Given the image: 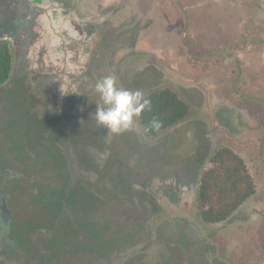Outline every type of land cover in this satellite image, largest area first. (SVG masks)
I'll return each mask as SVG.
<instances>
[{
    "label": "flooded vegetation",
    "instance_id": "obj_1",
    "mask_svg": "<svg viewBox=\"0 0 264 264\" xmlns=\"http://www.w3.org/2000/svg\"><path fill=\"white\" fill-rule=\"evenodd\" d=\"M105 76L188 113L111 133ZM240 123L264 128V0H0V264H264L261 172L226 219L201 215L212 155L255 139Z\"/></svg>",
    "mask_w": 264,
    "mask_h": 264
},
{
    "label": "trees",
    "instance_id": "obj_2",
    "mask_svg": "<svg viewBox=\"0 0 264 264\" xmlns=\"http://www.w3.org/2000/svg\"><path fill=\"white\" fill-rule=\"evenodd\" d=\"M151 100L139 120L148 133L157 134L188 113V107L170 90H156L145 95ZM162 121L159 131L150 129L153 119ZM211 164L202 172L199 200L201 215L206 221L226 219L256 190L254 179L244 158L229 146L218 149Z\"/></svg>",
    "mask_w": 264,
    "mask_h": 264
},
{
    "label": "clouds",
    "instance_id": "obj_3",
    "mask_svg": "<svg viewBox=\"0 0 264 264\" xmlns=\"http://www.w3.org/2000/svg\"><path fill=\"white\" fill-rule=\"evenodd\" d=\"M101 103L98 104L94 119L109 132L121 134L135 130L136 120L144 110H150L151 100L139 90L118 87L113 76H105L95 84ZM150 129L159 131L162 121L153 119Z\"/></svg>",
    "mask_w": 264,
    "mask_h": 264
},
{
    "label": "rangeland",
    "instance_id": "obj_4",
    "mask_svg": "<svg viewBox=\"0 0 264 264\" xmlns=\"http://www.w3.org/2000/svg\"><path fill=\"white\" fill-rule=\"evenodd\" d=\"M239 2L241 3V5H244V2L246 3L247 0H239ZM211 15L208 16L207 20L205 19V21L207 22H211L210 18ZM214 21V20H213ZM210 25L208 27L205 28V31L210 32ZM214 28H212L211 31H213ZM212 33V32H211ZM248 35V29L247 28H241L240 30V34L239 36L244 39V36ZM243 36V37H242ZM242 47V45H241ZM242 48H246V47H242ZM249 79H247L246 77L241 78L240 77V83L242 84L241 86H247ZM243 126H246L248 128L249 132H256L255 135V139H252V141L250 140L251 144L249 143H245V145L241 146L239 143H237L236 141L234 143H231L234 147V149L242 152L248 162V164L250 165V168H252V171L255 172H261V175L258 174V176L256 177V181L257 183H263L264 182V157L262 154V149H263V144H262V140H260L264 134V128H259L258 123H253V125L250 124H242ZM245 138V137H243ZM258 140H260V145H257L256 142H259ZM243 143V141L241 142ZM211 164V163H210ZM209 163L207 164L210 165ZM179 254V253H178ZM176 255V253H175ZM169 260L167 259H156L155 264H169L168 263ZM175 264H178V261L175 262Z\"/></svg>",
    "mask_w": 264,
    "mask_h": 264
},
{
    "label": "water",
    "instance_id": "obj_5",
    "mask_svg": "<svg viewBox=\"0 0 264 264\" xmlns=\"http://www.w3.org/2000/svg\"><path fill=\"white\" fill-rule=\"evenodd\" d=\"M190 132L189 133H186L185 134V137H186V144L183 145L181 148H180V153H182L183 151H188V153H191V151H194L195 148H194V144L192 142V140L190 141ZM5 260H7L6 256H2Z\"/></svg>",
    "mask_w": 264,
    "mask_h": 264
},
{
    "label": "crops",
    "instance_id": "obj_6",
    "mask_svg": "<svg viewBox=\"0 0 264 264\" xmlns=\"http://www.w3.org/2000/svg\"><path fill=\"white\" fill-rule=\"evenodd\" d=\"M240 20H241V18H240ZM231 148H232V147H231ZM232 149L235 150L237 153H239V154L244 158V160H245V162H246V164H247V166H248V168H249V171H250V165L248 164V162H247V160H246L244 154H243L242 152H240V151L234 149V148H232Z\"/></svg>",
    "mask_w": 264,
    "mask_h": 264
}]
</instances>
